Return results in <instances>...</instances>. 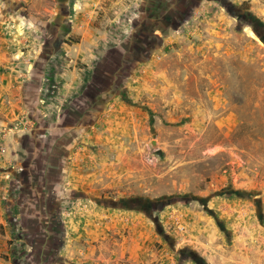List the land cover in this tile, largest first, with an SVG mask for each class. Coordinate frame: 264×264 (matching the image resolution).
Listing matches in <instances>:
<instances>
[{
  "label": "rangeland",
  "instance_id": "obj_1",
  "mask_svg": "<svg viewBox=\"0 0 264 264\" xmlns=\"http://www.w3.org/2000/svg\"><path fill=\"white\" fill-rule=\"evenodd\" d=\"M18 2L0 47L33 68V180L0 264H110L114 210L151 225L145 264H264V0Z\"/></svg>",
  "mask_w": 264,
  "mask_h": 264
},
{
  "label": "crops",
  "instance_id": "obj_2",
  "mask_svg": "<svg viewBox=\"0 0 264 264\" xmlns=\"http://www.w3.org/2000/svg\"><path fill=\"white\" fill-rule=\"evenodd\" d=\"M2 1L6 3L7 7L11 6V4L15 6L19 4L18 0ZM3 19L2 15H0V29L3 28L2 25L6 24V20ZM9 23L15 26L19 25L17 19H9ZM6 54L7 51H2L0 47V117L2 116L6 121L13 122L15 120L18 123L16 124V128L12 126L11 130H4L5 128L1 125L3 121L0 119V224L3 225V227L6 226L4 220L6 218L4 201L6 203L10 200V193L16 188L20 191H24L26 183L33 180L30 179L32 177L30 173V171H32L31 163L26 161L27 157L24 156L29 153L32 154V150H30L29 146H25V139L28 138V134L25 130L17 126L23 121L26 123V118L28 117L27 113L30 111L25 93V85L33 80V68L27 69L25 66L18 67V65H14L8 57H6ZM46 70L44 74L48 71ZM55 80L54 77V82ZM47 81H49V79H47ZM37 105L38 103L35 105L36 108L38 107ZM34 112L35 111L32 110V115L35 114ZM60 128L61 125L57 122L54 124V129H49L51 131L49 134L54 138L52 139L54 142H59ZM32 134L33 133H31V135ZM4 145H7L8 148ZM6 176H8V178ZM51 183L52 181L47 185L50 186V189ZM31 186H34V184ZM44 186H46L45 183ZM14 195L18 196V199H14L13 202H19L20 194L16 193ZM113 212L112 215H115L116 218L107 223V228L109 226L115 229V233L128 231V235L125 236L120 243H116L117 247L113 248L114 251L111 250L112 252L110 254L112 255H110L108 262L110 264H122V260L124 259V261L129 262L127 264H145L147 255L150 251L147 235L149 230H151V225L147 219L138 215L133 216L131 212L121 210H114ZM134 218H136V220H133ZM129 231H131V233H129ZM153 242H155V240ZM126 262L124 263L126 264Z\"/></svg>",
  "mask_w": 264,
  "mask_h": 264
},
{
  "label": "water",
  "instance_id": "obj_3",
  "mask_svg": "<svg viewBox=\"0 0 264 264\" xmlns=\"http://www.w3.org/2000/svg\"><path fill=\"white\" fill-rule=\"evenodd\" d=\"M151 146H152V147H155V143H154V142H152V143H151Z\"/></svg>",
  "mask_w": 264,
  "mask_h": 264
},
{
  "label": "flooded vegetation",
  "instance_id": "obj_4",
  "mask_svg": "<svg viewBox=\"0 0 264 264\" xmlns=\"http://www.w3.org/2000/svg\"><path fill=\"white\" fill-rule=\"evenodd\" d=\"M62 43H63V40H62Z\"/></svg>",
  "mask_w": 264,
  "mask_h": 264
}]
</instances>
